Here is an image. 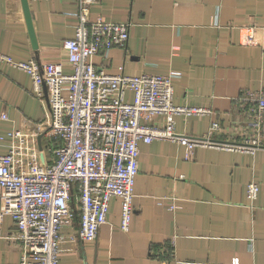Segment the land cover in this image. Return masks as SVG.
Returning a JSON list of instances; mask_svg holds the SVG:
<instances>
[{"label":"crops","instance_id":"obj_1","mask_svg":"<svg viewBox=\"0 0 264 264\" xmlns=\"http://www.w3.org/2000/svg\"><path fill=\"white\" fill-rule=\"evenodd\" d=\"M29 3L37 46L22 1L0 0V52L15 60L61 62L69 72L63 41L75 35L77 0ZM97 15L131 22L127 47L95 54L98 68L127 75L180 70L174 103L211 110L176 115V131L201 135L219 121L217 138L251 134L250 106L239 96L264 91V0H99L91 7V16ZM32 85L27 72L0 64V112L8 114L0 119V154L9 143L1 136L47 115V95L38 97ZM132 95L127 90L126 98ZM161 121L156 116L151 123ZM261 144L254 153L196 147L187 158L182 144L140 142L130 230L120 228L121 201L114 196L97 238L83 240L75 206V218L61 229L60 264H233L235 257L240 264H264V130ZM251 181L260 185L254 201L246 193ZM1 233L0 264H20L11 216Z\"/></svg>","mask_w":264,"mask_h":264},{"label":"built area","instance_id":"obj_2","mask_svg":"<svg viewBox=\"0 0 264 264\" xmlns=\"http://www.w3.org/2000/svg\"><path fill=\"white\" fill-rule=\"evenodd\" d=\"M98 1L77 0L75 35L63 41L69 72L61 62L15 60L0 52V64L27 72L36 95L42 99L47 95L48 100L42 121L1 136L9 143L7 152L0 154V239L9 215L17 227L12 238L21 245L20 264H60L61 229L75 218V206L83 240L97 238L114 196L121 201L120 228L130 230L140 142L166 139L182 144L187 158L196 147L254 153L262 145L263 90H244L239 96L250 106L246 113L255 124L243 139L215 137L223 130L219 121H213L204 134L190 135L176 131L175 116H203L211 110L174 103L180 70L127 75L98 68L94 55L114 46L125 49L131 26L130 21L92 17L91 7ZM127 90L133 93L131 100L126 98ZM156 116L162 119L159 125L151 123ZM7 118L6 111L0 112V119ZM259 188L258 182H249L247 197L254 201ZM240 263L238 257L233 259V264Z\"/></svg>","mask_w":264,"mask_h":264},{"label":"water","instance_id":"obj_3","mask_svg":"<svg viewBox=\"0 0 264 264\" xmlns=\"http://www.w3.org/2000/svg\"><path fill=\"white\" fill-rule=\"evenodd\" d=\"M21 1L23 4L24 12H25L26 22H27V25L29 26V33H30L33 45L36 47L37 42H36V38H35L33 26H32V20H31V14H30V3L28 0H21Z\"/></svg>","mask_w":264,"mask_h":264}]
</instances>
